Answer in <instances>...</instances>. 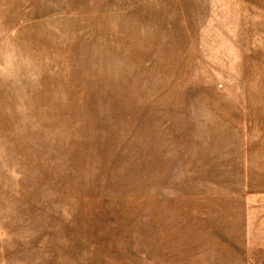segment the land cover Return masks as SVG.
<instances>
[{"label": "rangeland", "instance_id": "obj_1", "mask_svg": "<svg viewBox=\"0 0 264 264\" xmlns=\"http://www.w3.org/2000/svg\"><path fill=\"white\" fill-rule=\"evenodd\" d=\"M0 264H264V0H0Z\"/></svg>", "mask_w": 264, "mask_h": 264}]
</instances>
